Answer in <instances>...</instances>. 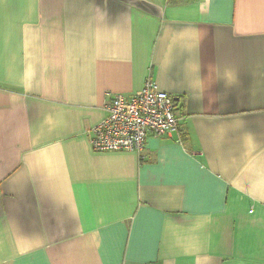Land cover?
I'll return each mask as SVG.
<instances>
[{
  "label": "crops",
  "instance_id": "1",
  "mask_svg": "<svg viewBox=\"0 0 264 264\" xmlns=\"http://www.w3.org/2000/svg\"><path fill=\"white\" fill-rule=\"evenodd\" d=\"M148 80L178 129L94 151ZM0 264H264V0H0Z\"/></svg>",
  "mask_w": 264,
  "mask_h": 264
},
{
  "label": "built area",
  "instance_id": "2",
  "mask_svg": "<svg viewBox=\"0 0 264 264\" xmlns=\"http://www.w3.org/2000/svg\"><path fill=\"white\" fill-rule=\"evenodd\" d=\"M106 116L90 130L96 151L140 153L149 135L160 137L178 129L172 98L146 81L134 94H113L105 106Z\"/></svg>",
  "mask_w": 264,
  "mask_h": 264
},
{
  "label": "trees",
  "instance_id": "3",
  "mask_svg": "<svg viewBox=\"0 0 264 264\" xmlns=\"http://www.w3.org/2000/svg\"><path fill=\"white\" fill-rule=\"evenodd\" d=\"M174 103V102H173ZM91 143V142H90ZM92 146V145H91ZM92 149L94 150V148L92 147ZM96 151V150H94ZM96 152H108V151H96Z\"/></svg>",
  "mask_w": 264,
  "mask_h": 264
}]
</instances>
